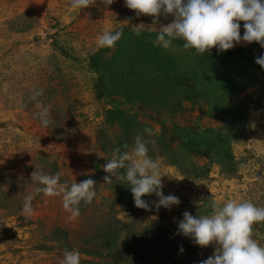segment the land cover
<instances>
[{
  "label": "rangeland",
  "instance_id": "1",
  "mask_svg": "<svg viewBox=\"0 0 264 264\" xmlns=\"http://www.w3.org/2000/svg\"><path fill=\"white\" fill-rule=\"evenodd\" d=\"M173 20L172 15L167 18L161 15L158 19L148 14L137 16L136 10L126 7L124 0H114L108 7L97 0L83 9H72L70 0H0V264H59L65 249L79 251L81 264H174L160 257L166 246H172L166 241L153 243L142 255L131 259L128 248L136 238L130 240V236L119 232L112 238L106 236L107 231L99 232L110 215L123 221L137 220L143 225L159 221L193 248L200 264L215 254L216 245L201 247L193 239L178 234L184 212L210 215L203 206L204 198L251 200L264 207L262 76L234 98L246 108L250 135L233 143L236 165L231 175L215 165L207 179L194 180L172 163L175 160L183 165L189 158H159L162 174L181 178L163 176V193L179 197L181 203L171 210L163 206L157 209L159 197L146 194L144 200L150 209L136 207L128 213L122 210L121 191L110 189V184L100 179L104 177L97 174L95 162L100 159L104 145V114L111 105L98 99L95 90L99 76L91 67L90 57L100 49L96 39L105 30L122 29L127 34L118 41L120 54L126 55L129 48L157 49L155 41L160 27ZM240 23L243 35L245 22ZM136 27L141 34L133 38ZM252 43H239L234 48ZM212 50L218 53L216 48ZM114 51L116 47L110 53ZM194 52L184 49L183 41L178 39L169 49L158 46L157 59L162 64L164 57L177 55L190 65ZM39 89L44 90L43 95L32 99ZM37 103L49 108L48 127L36 115ZM138 122L143 133V124L152 129L150 137L170 138L174 154L186 150L181 144V133L172 126L163 129L144 117ZM179 124L198 132L207 127L226 132L228 127L206 117L197 107ZM145 134L147 137L148 133ZM191 159L202 165L207 158ZM102 165L100 162L99 166ZM36 169L48 175L59 173L61 183L68 186L91 178L96 182L97 195L92 204H81V214L73 220L63 207V194L49 197L39 193L33 200L34 214L26 219L21 208L24 197L39 186L31 180ZM150 236L149 231L144 238ZM253 236L264 244V222L253 226ZM139 240L135 246L140 244ZM102 248L106 249L100 254Z\"/></svg>",
  "mask_w": 264,
  "mask_h": 264
},
{
  "label": "trees",
  "instance_id": "2",
  "mask_svg": "<svg viewBox=\"0 0 264 264\" xmlns=\"http://www.w3.org/2000/svg\"><path fill=\"white\" fill-rule=\"evenodd\" d=\"M126 34L123 32V35ZM115 47L116 51L111 53L113 48H100L90 57L91 67L99 76L95 84L97 97L111 105L104 114V145L98 156L100 159L95 162L97 174L104 177L100 179L106 181L105 176L111 177L110 173L104 171V165L117 155L115 150L119 148L121 152H130L138 134L149 141H155L149 143V155L152 158H189L183 165L172 160L184 176L194 180L207 179L215 165L231 175L236 165L233 143L238 138H249L250 135L246 108L234 98L252 87L259 80L258 76L264 78V69L256 63L257 58L264 54V48L258 42H253L250 46L218 53L212 49L205 54L194 52L190 55L189 65V62H184L177 55L164 57L160 64L157 59L158 46L157 49L129 48L126 55L119 53L120 42ZM196 107L206 117L226 123V132L210 127L198 132L179 124ZM140 117L155 121L163 129L172 126L180 132L181 144L186 146L183 154H174L170 138L166 135L150 137L148 134L146 137L138 127ZM142 126L146 128L144 124ZM109 128L112 129L108 131ZM194 156L207 158L206 162L200 165L192 161ZM100 162L102 166H99ZM120 173L123 174L124 170L121 169ZM111 179L108 182L110 189L121 191L119 199L124 203L122 210L132 212L137 206L131 185L126 180H117L115 177ZM202 201L207 213L211 214V199L204 198ZM103 217L106 218L104 213ZM107 220L99 232L107 231L106 236L111 235L112 238L117 232L130 236L133 241L136 238L133 246L128 248L132 254L131 259L142 255L153 243L166 241L172 246H166V252L160 257L174 264H197L193 248L183 243L179 235L167 230L159 221L143 225L133 219L123 221L115 215L108 216ZM149 231L151 236L144 238ZM137 238L140 244L135 246Z\"/></svg>",
  "mask_w": 264,
  "mask_h": 264
},
{
  "label": "clouds",
  "instance_id": "3",
  "mask_svg": "<svg viewBox=\"0 0 264 264\" xmlns=\"http://www.w3.org/2000/svg\"><path fill=\"white\" fill-rule=\"evenodd\" d=\"M104 7L110 6L114 0H99ZM97 0H70L72 9L88 8ZM125 6L136 10L137 16L148 14L155 18L169 15L174 20L161 26L155 44L169 49L174 40H182L186 50H195L197 54H205L216 48L218 52L232 49L239 43L258 42L264 48V0H124ZM241 21L244 33L241 35ZM139 36L141 29L134 28ZM123 30H105L96 39L97 48H114L121 39ZM256 63L264 69V54ZM43 89L35 90L32 99L43 95ZM36 113L44 127L51 123L50 111L47 106L37 103ZM145 133L152 135V129L145 128ZM149 141L137 135L132 150L121 152L104 165V171L117 180H126L131 185L134 203L139 208L150 209V205L142 197L155 194L159 197L155 203L171 210L181 200L175 195H164L160 159L149 155ZM124 173L121 174L120 170ZM110 176H105L111 182ZM31 180L37 183L32 193L23 199L21 213L27 219L34 214L33 200L39 193L45 196L63 194V207L70 213L73 220L81 214V204L90 205L96 197L95 181L91 178L82 182H74L70 186L61 183L59 173L48 175L32 173ZM210 215L193 216L190 212L183 213L178 224V234L193 239L201 246L216 245L215 254L202 260L200 264H264V244L253 236V226L264 222V207L257 206L251 200L211 199ZM155 219V217H153ZM183 251V249H181ZM59 264H81V254L77 250L65 249Z\"/></svg>",
  "mask_w": 264,
  "mask_h": 264
}]
</instances>
